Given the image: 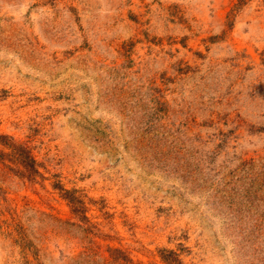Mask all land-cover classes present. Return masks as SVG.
Instances as JSON below:
<instances>
[{
    "label": "rangeland",
    "instance_id": "obj_1",
    "mask_svg": "<svg viewBox=\"0 0 264 264\" xmlns=\"http://www.w3.org/2000/svg\"><path fill=\"white\" fill-rule=\"evenodd\" d=\"M1 152L0 264H264V0H0Z\"/></svg>",
    "mask_w": 264,
    "mask_h": 264
},
{
    "label": "trees",
    "instance_id": "obj_2",
    "mask_svg": "<svg viewBox=\"0 0 264 264\" xmlns=\"http://www.w3.org/2000/svg\"><path fill=\"white\" fill-rule=\"evenodd\" d=\"M3 138H7L6 135H1ZM9 144L13 148V154L10 157V160L14 162L17 166L16 170L19 171L23 175L31 176L34 173H37L36 169V160L35 158L30 154L29 149L20 143L16 142H9ZM2 153V152H1ZM0 155H7L5 153H2ZM21 165V168L19 167ZM171 264V263H168Z\"/></svg>",
    "mask_w": 264,
    "mask_h": 264
}]
</instances>
